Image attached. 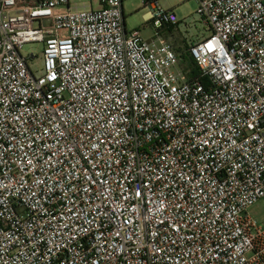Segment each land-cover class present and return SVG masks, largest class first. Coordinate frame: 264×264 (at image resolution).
I'll return each instance as SVG.
<instances>
[{"label":"built area","instance_id":"obj_1","mask_svg":"<svg viewBox=\"0 0 264 264\" xmlns=\"http://www.w3.org/2000/svg\"><path fill=\"white\" fill-rule=\"evenodd\" d=\"M197 2L191 78L158 1L145 39L123 0H0V264H264V0Z\"/></svg>","mask_w":264,"mask_h":264},{"label":"rangeland","instance_id":"obj_2","mask_svg":"<svg viewBox=\"0 0 264 264\" xmlns=\"http://www.w3.org/2000/svg\"><path fill=\"white\" fill-rule=\"evenodd\" d=\"M71 2L72 6L79 10L99 8L98 0H71ZM158 2L163 8L172 10L177 18V24L171 29L163 28L158 31V35L166 42L184 49L186 45L202 41L210 34L209 27L203 23L197 13V0H158ZM123 11L128 30H140L145 39L154 37L157 30L153 27L152 22L145 19L149 8L145 7L144 0H123ZM22 53L36 55L35 59L29 63L32 71L38 75L43 69L42 45L39 43L26 44ZM176 54L181 69L186 72L189 69V64L181 59L186 53L180 54L177 51ZM248 211L259 225L264 226V199L259 200Z\"/></svg>","mask_w":264,"mask_h":264},{"label":"trees","instance_id":"obj_3","mask_svg":"<svg viewBox=\"0 0 264 264\" xmlns=\"http://www.w3.org/2000/svg\"><path fill=\"white\" fill-rule=\"evenodd\" d=\"M155 1H158V0H144L145 2V6L151 2H155ZM172 27L168 28V29H171ZM181 59L186 63L189 64V69L186 71L187 74L189 75V77L191 78H195L199 75V69L195 63V61L191 58V56L186 53L185 56H182Z\"/></svg>","mask_w":264,"mask_h":264},{"label":"crops","instance_id":"obj_4","mask_svg":"<svg viewBox=\"0 0 264 264\" xmlns=\"http://www.w3.org/2000/svg\"><path fill=\"white\" fill-rule=\"evenodd\" d=\"M148 17H147V15H146V18L145 19H147ZM197 42H199V41H197ZM197 42H192L191 44H193V43H197ZM168 43V42H167ZM170 44V43H169ZM172 47H173V49L175 50V52H179L180 54H182V53H188V47H189V45H186L185 47H184V49H182L181 47H177V46H174V45H172V44H170ZM185 48H187L186 50H185ZM178 56V55H177Z\"/></svg>","mask_w":264,"mask_h":264}]
</instances>
